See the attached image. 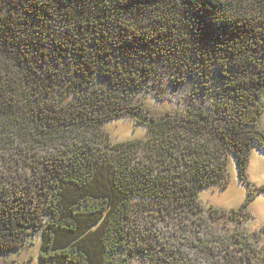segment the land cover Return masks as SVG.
Masks as SVG:
<instances>
[{"label":"trees","instance_id":"trees-1","mask_svg":"<svg viewBox=\"0 0 264 264\" xmlns=\"http://www.w3.org/2000/svg\"><path fill=\"white\" fill-rule=\"evenodd\" d=\"M168 51L183 66L222 59L223 94L160 116L130 101ZM263 96L264 0H0V250L37 231L36 264H121L132 236L148 264H199L179 244L130 233L133 212L189 218L193 230L198 190L227 182V152L247 184L245 208L264 191L245 174L250 142L264 150ZM119 116L146 136L109 142L100 125ZM238 249L237 261L208 252L205 264H254Z\"/></svg>","mask_w":264,"mask_h":264},{"label":"rangeland","instance_id":"rangeland-1","mask_svg":"<svg viewBox=\"0 0 264 264\" xmlns=\"http://www.w3.org/2000/svg\"><path fill=\"white\" fill-rule=\"evenodd\" d=\"M210 29L212 36L217 34L214 28L213 31L212 27ZM45 47L49 52L53 50L50 43H46ZM111 48L113 55L117 56L126 68L134 69L131 60L126 61L124 56L120 57L118 47L114 43ZM178 57V52L168 51L156 58L153 63L154 70L142 81V87L134 93L130 101L141 103L148 114L160 116L198 104L208 108L214 97L223 94L226 82L221 75L222 59L211 62L209 59L204 60L193 55L189 64L183 66L178 64ZM54 58L65 68L71 65V60L60 58L56 51ZM140 58V53H135L134 61L137 65L140 64ZM71 97L69 94L65 99ZM262 104L263 110L256 121L258 128H264V96ZM100 129L111 143L146 136L145 126L130 116L108 119L100 125ZM249 151L245 174L249 182L260 185L264 183V150L252 141ZM226 156V184L206 186L197 192L201 209L198 215H191V218L195 219L193 230L190 229L192 223L189 218L185 220V225L183 221L178 223L165 217L161 220L151 217L149 220L145 215L142 217L136 209L133 212L132 224L129 225L130 229L128 228L130 233L145 232L155 243L158 240L160 246L179 244L187 256L199 264L207 263V259H210L206 256H210L208 252L213 254V261H224L229 256L228 252L232 253L237 261L241 255L239 245L250 252L252 263L264 264V191L249 198L245 208L239 210V205L248 198L247 184L240 177L235 155L227 152ZM148 212L156 213L154 209ZM178 240L185 243L180 244ZM39 241V232L32 231L16 249L6 252L0 250V264H36ZM132 243L131 236L119 262L148 264L147 254L135 249ZM241 259L242 264H249L248 258Z\"/></svg>","mask_w":264,"mask_h":264}]
</instances>
